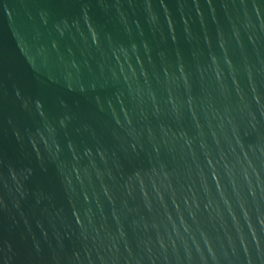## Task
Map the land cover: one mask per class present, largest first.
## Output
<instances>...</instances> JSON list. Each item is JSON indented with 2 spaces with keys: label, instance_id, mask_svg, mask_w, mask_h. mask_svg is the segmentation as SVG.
Masks as SVG:
<instances>
[{
  "label": "water",
  "instance_id": "obj_1",
  "mask_svg": "<svg viewBox=\"0 0 264 264\" xmlns=\"http://www.w3.org/2000/svg\"><path fill=\"white\" fill-rule=\"evenodd\" d=\"M0 264H264V0H0Z\"/></svg>",
  "mask_w": 264,
  "mask_h": 264
}]
</instances>
